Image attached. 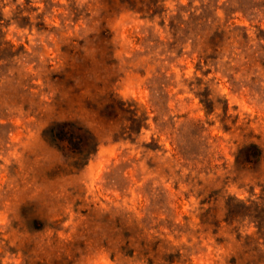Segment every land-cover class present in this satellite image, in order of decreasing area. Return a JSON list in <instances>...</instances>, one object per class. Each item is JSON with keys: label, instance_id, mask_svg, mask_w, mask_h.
Masks as SVG:
<instances>
[{"label": "rangeland", "instance_id": "rangeland-1", "mask_svg": "<svg viewBox=\"0 0 264 264\" xmlns=\"http://www.w3.org/2000/svg\"><path fill=\"white\" fill-rule=\"evenodd\" d=\"M0 264H264V0H0Z\"/></svg>", "mask_w": 264, "mask_h": 264}, {"label": "trees", "instance_id": "trees-1", "mask_svg": "<svg viewBox=\"0 0 264 264\" xmlns=\"http://www.w3.org/2000/svg\"><path fill=\"white\" fill-rule=\"evenodd\" d=\"M51 131L57 140L66 142L72 149L77 150L79 153L87 152L85 147L86 137L83 132L75 130L73 123H60L54 126ZM262 154V149L255 143L245 147V158L248 163L259 161Z\"/></svg>", "mask_w": 264, "mask_h": 264}]
</instances>
